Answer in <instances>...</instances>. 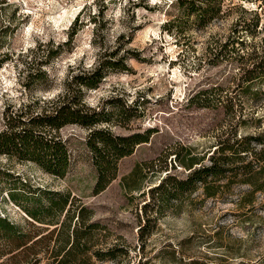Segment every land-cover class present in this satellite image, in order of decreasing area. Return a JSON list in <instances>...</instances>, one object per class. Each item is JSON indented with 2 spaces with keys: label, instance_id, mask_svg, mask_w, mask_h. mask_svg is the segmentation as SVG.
Instances as JSON below:
<instances>
[{
  "label": "rangeland",
  "instance_id": "374dc122",
  "mask_svg": "<svg viewBox=\"0 0 264 264\" xmlns=\"http://www.w3.org/2000/svg\"><path fill=\"white\" fill-rule=\"evenodd\" d=\"M175 1L0 0V112L7 105L17 109L34 97L57 94L71 68L75 73L90 70L101 58L118 62L119 68L109 70L96 89L84 91L86 104L106 109L115 134H148L147 143L118 162L116 179L98 195L86 147L88 131L77 126L61 131L70 154L64 178L3 157L0 168L19 175L31 191L58 192L91 209L84 223L99 224L98 243L103 246L98 247L119 251L115 260L96 264H264V191L252 197L248 185L238 184L230 195L205 199L198 190L159 214L143 213L150 188L166 174L187 173L176 162L177 153L204 156L208 163L223 131L254 134L261 124L264 130V119L257 125L248 114L251 97L243 98V124L237 123L238 112L223 108L226 97L240 94L233 49L246 53L249 43L264 38V0H210L214 16L209 20L187 16ZM196 4L204 5L200 0ZM255 13L260 15L257 33H236L244 25L252 29ZM169 21L174 22L167 26ZM75 22L69 45L43 66H32L49 75L47 86L28 92L24 68L35 55L31 50L38 43L55 50L70 38ZM238 35L245 40L243 46L235 43ZM260 87L264 92V82ZM197 91L204 95L191 104L189 98ZM110 97L115 99L112 104L106 103ZM137 99L136 111L122 108ZM257 112L264 118V108ZM8 183L13 182L0 178V217L29 230L21 209L6 196Z\"/></svg>",
  "mask_w": 264,
  "mask_h": 264
},
{
  "label": "trees",
  "instance_id": "16d2710c",
  "mask_svg": "<svg viewBox=\"0 0 264 264\" xmlns=\"http://www.w3.org/2000/svg\"><path fill=\"white\" fill-rule=\"evenodd\" d=\"M196 1L176 0L175 5L183 9L187 16L211 19L214 13L209 11L210 0H200L204 5H198ZM255 19L252 29L244 25L236 33L245 30L251 35L257 33L260 15L255 13ZM173 22H167V26ZM76 24H71L70 38L55 50L42 43L37 44L35 51L31 50V55H35L33 60L25 62L24 68V88L28 92L31 88L47 86L49 75L41 69L33 71L32 66H43L47 59L58 55L61 47L68 46ZM236 38L235 43L243 46L245 40L239 35ZM248 47L250 51L246 53L236 49L232 51L233 60L239 65L240 83L237 88L240 94L238 98L226 97L223 108L231 114L238 112L240 118L237 123L243 124L246 117L243 98L251 97L252 105L248 114L254 123L260 125L264 119L257 112L264 108V92L260 87L264 82V38L249 43ZM36 53L41 55L36 56ZM118 68V62L99 58L96 66L90 70L75 73L71 68L63 90L57 94L49 98L34 97L17 109L5 106L0 112V158L30 163L52 177L64 178L70 167V154L67 138L62 136L61 131L68 126H77L88 131L86 147L96 171L94 195L103 192L116 179L118 162L130 156L137 145L148 142L146 133L126 136L113 133L106 109L103 106L90 107L84 100L85 90L96 89L109 70ZM203 95L204 91H197L189 98V102L195 103ZM114 102L113 97L106 100L109 104ZM36 106L40 107L39 111L33 109ZM125 107L136 111L139 100L130 106L126 103L122 105L123 109ZM257 130V133L243 136H238L234 128L223 131L214 150L207 156L208 163H204V156H191L187 151L177 153L176 162L187 173L183 177L166 174L156 186L148 190L151 199L142 207L145 216L151 211L159 214L179 205L198 190L202 191L205 199L230 195L232 186L238 184L248 185L251 188L248 193L252 197L257 192H263L262 124ZM0 178L13 182L8 183L6 196L21 209L30 227L26 230L0 217V264H96L117 258L116 252L119 251L115 246L98 247L103 246L98 243L99 224L85 225L84 220L93 213L87 206L82 203L75 205L68 195L58 192L40 189L31 191L26 183L20 181L19 175L15 176L7 169L0 168ZM124 182V186H128L126 179ZM155 208L157 211H154ZM74 219L73 226L69 225ZM138 230H142V227Z\"/></svg>",
  "mask_w": 264,
  "mask_h": 264
}]
</instances>
